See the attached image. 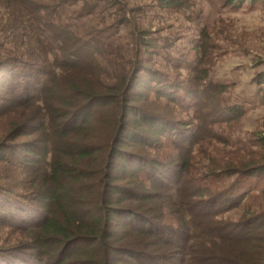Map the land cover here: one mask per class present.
<instances>
[{"label":"trees","instance_id":"trees-1","mask_svg":"<svg viewBox=\"0 0 264 264\" xmlns=\"http://www.w3.org/2000/svg\"><path fill=\"white\" fill-rule=\"evenodd\" d=\"M247 2L263 0H234ZM0 9V264H264V158L199 167L247 112L229 85L169 58L129 0ZM90 15L101 25L82 32Z\"/></svg>","mask_w":264,"mask_h":264},{"label":"rangeland","instance_id":"rangeland-1","mask_svg":"<svg viewBox=\"0 0 264 264\" xmlns=\"http://www.w3.org/2000/svg\"><path fill=\"white\" fill-rule=\"evenodd\" d=\"M129 1L143 8L139 13L140 22L143 28L151 32L150 37L157 38L159 46L169 41L171 47L166 51L169 58L178 62L184 60L188 68L196 64L198 69H206L212 81L229 85L223 95L227 103L246 107V114L238 122L220 128L222 135L230 140L229 143L204 146L207 158L199 167L211 159L210 167L236 160L264 158V148L259 149L254 145L256 135L264 131V107L256 95L259 89L264 91V85L252 84L253 78L264 72V0L253 7L248 2L236 6L234 0L227 4L225 0H191V8L185 11L158 10L154 8L153 0ZM78 24L82 32L90 27H100V17L90 15L79 20ZM121 35H126V30H122ZM200 43L202 46H197ZM152 60L156 67H160L159 70L187 78L186 66L178 74L171 66H166L168 57L157 56ZM6 123H0V128H5ZM241 210H232L220 218L236 221ZM16 235L13 233L9 237L13 239Z\"/></svg>","mask_w":264,"mask_h":264}]
</instances>
